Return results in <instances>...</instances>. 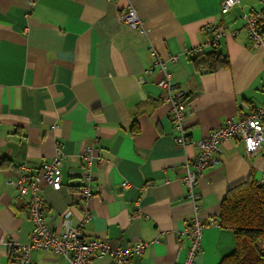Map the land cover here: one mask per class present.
<instances>
[{
	"label": "crops",
	"instance_id": "obj_1",
	"mask_svg": "<svg viewBox=\"0 0 264 264\" xmlns=\"http://www.w3.org/2000/svg\"><path fill=\"white\" fill-rule=\"evenodd\" d=\"M222 1L0 0V264H10L7 243L27 244L32 230L27 197L10 182L21 173L37 175L57 146L61 188L41 185L44 219L55 234L76 227L81 216L73 197L80 155L90 146L94 188L84 235L112 248L147 243L129 264L182 262L181 233L192 218L183 165L198 154L197 141L263 102L264 41L251 48L244 25L264 12V0H238L225 15ZM129 6L142 31L121 22ZM219 32L217 45L205 48ZM198 48L194 55L215 51L228 67L196 69L187 52ZM152 53L186 99L183 148L173 141L170 107L157 85L163 73ZM212 158L216 164L197 178L204 228L196 264H219L233 251L232 232L217 222L220 203L244 182L264 185V134L250 158L237 139L222 143ZM30 260L68 264L48 251L32 252ZM91 264L110 260L95 257Z\"/></svg>",
	"mask_w": 264,
	"mask_h": 264
},
{
	"label": "built area",
	"instance_id": "obj_2",
	"mask_svg": "<svg viewBox=\"0 0 264 264\" xmlns=\"http://www.w3.org/2000/svg\"><path fill=\"white\" fill-rule=\"evenodd\" d=\"M238 6V0H223L220 13L225 15ZM264 19V12L245 18L244 28L247 33L248 43L251 48L263 46L264 37L258 29V22ZM121 22L129 28L142 31V23L136 11L129 6L126 13L122 15ZM217 33L209 40L205 48L215 47L220 36ZM201 49V48H200ZM198 49L187 52L189 56L197 53ZM153 66H157L163 73V79L157 85L166 93L165 102L169 105V121L174 133L173 141L179 147H185L189 140L186 136L184 125L186 119V104L184 94L175 89L167 74L164 63L154 53ZM174 61L175 58H172ZM139 83L142 80L139 79ZM264 134V92L261 106L254 108L248 114L231 118L225 123L212 130L206 138L195 143L198 154L183 165V174L180 178L185 190V199L192 209V218L181 235L187 241L185 256L180 264H196V259L201 248V238L204 225L199 221L197 215L200 210L199 195L197 193V178L202 171L216 164L212 158L218 152L219 146L229 140L237 139L242 142L244 153L247 158L256 155L262 147ZM62 154L60 147L55 148V155L51 161L42 163L39 172L35 176L21 173L10 182L21 197H27L26 212L32 224L30 239L27 244H19L15 241L7 243L10 264H31V253L35 251H48L54 255L63 257L68 264H91L95 257H107L110 264H129L132 256H140L147 247V243L138 241L127 247H110L100 239L87 238L84 229L91 220V212L87 203L93 197V148L84 147L80 160L82 163L81 184L76 189L73 201L80 204L81 216L76 227L65 225L61 234H55L46 224L44 219V205L41 197V185L46 184L57 191L61 188L60 161ZM259 184H262L260 182ZM123 189L128 184H121ZM64 218H68V214Z\"/></svg>",
	"mask_w": 264,
	"mask_h": 264
},
{
	"label": "trees",
	"instance_id": "obj_3",
	"mask_svg": "<svg viewBox=\"0 0 264 264\" xmlns=\"http://www.w3.org/2000/svg\"><path fill=\"white\" fill-rule=\"evenodd\" d=\"M258 29L264 37V19L258 22ZM191 62L196 69L210 73L228 67L227 59L215 51L193 55ZM217 222L234 239L233 251L219 264H264L263 183L247 181L230 189L220 203Z\"/></svg>",
	"mask_w": 264,
	"mask_h": 264
}]
</instances>
